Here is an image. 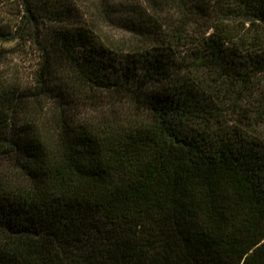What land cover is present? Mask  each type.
<instances>
[{
  "label": "trees",
  "instance_id": "trees-1",
  "mask_svg": "<svg viewBox=\"0 0 264 264\" xmlns=\"http://www.w3.org/2000/svg\"><path fill=\"white\" fill-rule=\"evenodd\" d=\"M2 1L15 21L0 17V45L37 68L11 78L0 46V264H264V144L187 128L201 93L180 76L255 83L264 100V0H152L181 16L164 30L117 7L162 37L132 53L68 26L73 0Z\"/></svg>",
  "mask_w": 264,
  "mask_h": 264
},
{
  "label": "rangeland",
  "instance_id": "rangeland-1",
  "mask_svg": "<svg viewBox=\"0 0 264 264\" xmlns=\"http://www.w3.org/2000/svg\"><path fill=\"white\" fill-rule=\"evenodd\" d=\"M77 7L72 16L70 27H87L92 30L97 37L110 49L118 53H132L135 50H147L156 47L159 42L155 34H134L129 29L130 26L125 21L131 16L125 8L124 13H120L117 7H129L138 9L147 7L151 13L155 25H163V30L172 25V20L176 18L180 21L179 13L172 8L165 11L151 10L152 0H73ZM115 4L116 9H109V15L104 9L109 3ZM12 5L0 2V17L2 22L13 25L15 19L11 15ZM222 15L220 12H217ZM223 16V15H222ZM178 17V19H177ZM192 21H199L203 24L200 16H193ZM199 17V18H198ZM193 22L189 27V32L194 33L196 23ZM157 25V26H158ZM166 32V31H164ZM163 33V32H162ZM12 50L10 58L5 66V73L11 78H20L22 82H31L33 74L37 68V57L31 55L27 49L20 50L15 43H1ZM177 58L181 61L183 53L178 52ZM184 68V66H183ZM182 68V69H183ZM180 70L181 75H190V80L196 84L201 95L198 96L201 108L193 117L192 121L187 122V128H198L232 133L238 131L246 139H252L264 144V100L255 93V83H249L246 87L229 86L230 81L225 80L219 74L210 72H192ZM263 81V80H262ZM151 89V87H149Z\"/></svg>",
  "mask_w": 264,
  "mask_h": 264
}]
</instances>
